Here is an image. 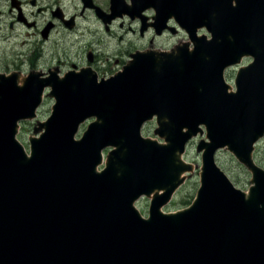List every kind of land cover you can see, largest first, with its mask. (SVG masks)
<instances>
[{
  "label": "water",
  "instance_id": "95a60500",
  "mask_svg": "<svg viewBox=\"0 0 264 264\" xmlns=\"http://www.w3.org/2000/svg\"><path fill=\"white\" fill-rule=\"evenodd\" d=\"M153 3L163 27L173 16L188 28L193 51L137 54L100 84L89 70L61 84L31 75L21 87L0 76V264H264V169L252 156L264 137V0ZM201 29L212 39L197 37ZM249 56L233 91L225 71ZM46 86L55 108L35 128L45 131L30 138L29 156L18 123L35 118ZM154 116L167 144L141 133ZM89 117L98 120L75 140ZM202 126L197 198L164 213L194 170L182 155ZM225 147L252 172L249 193L215 164ZM143 195L152 199L149 218L134 205Z\"/></svg>",
  "mask_w": 264,
  "mask_h": 264
},
{
  "label": "rangeland",
  "instance_id": "374dc122",
  "mask_svg": "<svg viewBox=\"0 0 264 264\" xmlns=\"http://www.w3.org/2000/svg\"><path fill=\"white\" fill-rule=\"evenodd\" d=\"M151 4L153 7H155L152 0H151ZM164 5L166 6V4H164ZM5 8H7V5H5L3 12H5ZM115 8L117 9L116 5H115ZM73 12L74 11H71V13H73ZM164 13H166V12L163 10H161V12H159L160 15H162V14L164 15ZM92 15L93 14L91 13V14H89L88 17L91 18ZM156 17L154 18L155 22H157ZM169 18H171V20L173 19L175 21V28H173L174 25L170 26L171 20H169ZM1 20H3V18ZM9 22H11V16L9 17ZM9 22H6L3 25V27L1 28V30H3V28H5V30H7V28H9V26H8ZM89 22L92 24H95L94 23L95 21L92 18H91V20H89ZM81 24H85V21H82V23H80L79 26H81ZM177 24H179V22L175 17H173V16L168 17L167 21H165V26L167 25V27H168L167 31L169 33L171 32L172 29L174 30V33L171 32L172 34L170 33L171 35L169 34L167 36V39L163 42V44L160 43L158 45L159 47L149 49V51H147V53H153L157 57L161 56V58H162V54L172 55L173 53H171V50L174 48L175 45H177V44L174 45V42L177 41L176 37L179 35L177 33V30H178L177 27L181 26L180 24H179V26H177ZM0 25H1V23H0ZM85 26H83V28H85ZM83 28H79V29L69 33V36H67V34H65V37H63V33H61V37H59V39H57V38L53 39L52 38L51 45H49L47 47L46 46L43 47V45L41 43L37 42L36 39H32L31 41H29L23 34L9 35V34H11L10 28H9V34H7V32H3V31L0 32V47H1L0 48V70L8 71L11 68L16 67L17 69L21 68L22 71H26L27 69H30L32 66L37 67V68H43V70H45L46 67L47 68L51 67V69H53V67H55V70H57V66L61 65V66H59L60 72H58L61 75V73L65 72L67 70V68H69V66H70L69 60H71V55L73 54V50H75L73 56H75V54H77V58H79V56H81V58H79V60H75V58H73V62H75V64H77L78 66H79V64H81V66H86L87 62H89L87 57L91 53V50H89V48H91V49L93 48V42H95V35H94V37H91L92 35H90V32H89V30H92L93 27L87 26V28H85V30H83ZM79 30H83V32H85V34H83V32H81V34H83V36L81 34H79L80 33ZM119 32H121V34H123V36H121V34H119ZM187 32H188V28H187ZM205 32H207V34H209L208 31H205ZM57 34H59V32ZM71 34H73V36H71ZM99 34H101V36H99ZM99 34H97V36H99V38H101V40H99V38H97V40H99V42H97V46H95V52H93V53L97 54V52H99L98 55H100V57L105 56V58L110 59V60L109 59L107 60L105 58H99V59L103 60V64H101V60L97 61L98 67L103 68V70L110 69L111 64L114 63L115 59L119 60L118 56H117V54H119V56L121 54V53H119V51H116L115 54H111V52H114L115 50H122L125 52L126 57H123V60H121L122 62L126 61L127 56H129L132 52H134L135 50H138V52H136L134 54L132 53L130 55V57L128 58V61H130V62L126 66L132 64V62L135 61L133 58L134 55L145 54V50L141 51L145 48V46H147V44L144 43L145 40L143 38H140V37H137L135 39L134 38L135 35L132 36L131 33L126 32L125 29L117 27L115 29L114 36H111V38H107V36H109V35L105 34L103 31H101ZM195 35H197V32H195ZM117 38H121V40H123V42H121V40H117ZM187 38H189V36H187L185 38V40H182V42H183V48L185 47V44H187V42H189V44H187V47H186L189 51V46H191V38H189V40H187ZM81 40H83V42H81ZM8 42H10V43H8ZM24 42H25V44H23ZM90 42H91V44H90ZM117 44H119V46H117ZM127 44H129V46H127ZM135 44H137V46H135ZM103 46H105V48H103ZM140 46H142V47H140ZM177 47H178L177 50H179V48H181V46H177ZM159 48H161V50H159ZM103 50H105V52H103ZM177 50L175 52V55L178 54ZM24 57L28 58V62L25 64L22 61V58H24ZM131 57H132V59H131ZM111 58H113V60H111ZM73 62H71V66L73 65ZM83 62H85V64H83ZM250 62H251V59H247V62H245V66L247 64H249ZM62 66L65 68H60ZM126 66H124L123 70H125ZM237 69L238 68H236V69L232 68V69L227 71V81L231 82V84H233V78L236 75ZM123 70H121V72L118 74L123 73ZM46 71L47 70H45V73H46ZM82 71L81 72L78 71L79 73L78 72L74 73L73 76H71V80L72 79L74 80V78L80 79ZM55 72H54V74H55ZM111 72L114 73V70L112 69ZM118 74L114 75L111 78L116 77ZM18 76H19V73H17V77ZM50 76L51 75H49V78H51ZM45 77L47 78V76H45ZM27 78H28V76H27ZM49 78H47V79L49 80ZM67 78H69V76H67ZM81 79H83V78H81ZM109 79L110 78H108L107 80H109ZM53 80H55V77L51 78L52 82H53ZM63 80H65V77L57 76V80H55V84H57V82H59V84H61V83H63ZM46 90H47V86L45 87V92H46ZM45 92H43V95ZM51 100L49 99V97H47V99L45 98L44 106L42 108H40V116L38 118L40 119L41 122H45L47 116L50 117L53 113V108H55V100L56 99H53V102H51ZM52 106H53V108H52ZM50 112H51V114H50ZM90 120H94V123H96L98 119L96 117H93V118H90ZM165 120L167 122V118H165ZM154 124H155V122H153V124L149 123L148 125H146L147 127L141 131L143 137H145V138H147V137L157 138L156 136H153V132H154L155 128H151V126H154ZM87 125H88L87 120H84L83 124H80L79 130L75 136V138H76L75 140H81V138H79V136L82 135V133L85 129H86V131L89 129V127L87 128ZM35 126H37V122H36ZM35 126L33 125V123L30 124L29 122L24 126V128L21 131V134L19 135V139L21 140V142L23 144L24 143L27 144V138H29V136H31V138L33 137V132H35ZM39 126H37V128H39ZM149 128H151V130H149ZM159 128H160V126H159ZM44 131L45 130L42 129L41 134ZM37 134H39V130H37V132H35V138H37ZM41 134H39V137ZM147 134H150V136H147ZM20 136H21V138H20ZM200 139L201 138H199V140ZM112 149H113V147H109L107 149V151H105V155L107 154L108 151H110ZM258 149L260 150V155L258 156V158H256V163H257V166L264 169V142L259 146ZM27 150H29V146H27ZM253 150H254V148H253ZM204 152H205V150H203V155H204ZM230 154H231V152L228 153L227 151H223L222 149H219V152H217V162H215V164L217 166L220 165L224 171L227 170V172H225V173L228 176H231V178H233L235 180V183L238 185L239 188H243V189L247 190L250 187V185L252 184L251 176L247 172V170L244 169V167L242 168L241 164H239L237 162V160L235 159L236 156L234 155V153L231 155ZM199 158H200V155H199ZM199 158H198V153H197L196 148H195V144L191 145L188 149L186 159L190 163L192 162L195 165H199V166H197V168H199V170L197 169V172L194 173L192 175V177H190V179H189V176H191V174L189 176H187V182H186L185 186L184 187L182 186L181 187L182 189L179 190L177 197L173 200V202L174 201L175 202L174 203L172 202L170 205L169 204L166 205L165 210H164L165 212L177 211V213H178L179 210L183 209L184 207H185V209H187L191 206V204H185V202H183V201H188L190 203L195 202V200H196L195 196H197L196 193H197L198 187L201 186V183L199 180L200 175H201V174H199V172H201V168H200L201 164H200ZM103 163H104V160H103ZM102 168L103 167H100V169H102ZM194 198H195V200H194ZM137 204H139V206H137V207L139 208L140 211H142L141 213L142 214L144 213L146 215L148 212L149 205H150V200L146 201V200L141 199ZM147 216H148V214H147ZM147 216H145V217H147Z\"/></svg>",
  "mask_w": 264,
  "mask_h": 264
},
{
  "label": "flooded vegetation",
  "instance_id": "af4514ba",
  "mask_svg": "<svg viewBox=\"0 0 264 264\" xmlns=\"http://www.w3.org/2000/svg\"><path fill=\"white\" fill-rule=\"evenodd\" d=\"M163 1L164 0H161V2ZM5 5H7V8H5V12H3ZM71 11L74 12L71 13ZM91 13L93 14L91 18L95 21V24L89 22L91 18L88 16ZM10 16L11 22H9ZM156 16L157 10L152 6L151 0H0V32L3 31L9 34L10 28L11 34L9 35L23 34L29 41L36 39L43 47L51 45L52 38L59 39L61 33H63V37H65V34L69 36V33L83 28L85 25V28H87V26L93 27L89 32L90 35H92L91 37L95 35L93 48H89L91 53L87 57L89 62H87L86 66H81V64L78 66L73 62V58H75V60L81 58V56L77 58V54L73 56L75 51L73 50L71 60H69L70 66L65 72H62L61 75L58 73L60 72L59 66L61 65L57 66V70H55V67H53V69H51V67H46V73L43 68L34 66L26 71H22L21 68L17 69L13 67L8 71L0 70V75H17V73H19L20 79L29 75H38L37 77H39V79L45 80L47 79L45 76L49 77V75L56 79L57 76H73L72 74L78 71L81 72L83 70L88 72L89 70L92 76L95 77L96 83L97 81L101 82L102 80H106L120 73L124 66L130 62L128 61L130 55L138 52V50L132 52L127 56V60L123 62L121 60H123V57H126L124 51L115 50L111 52V54H115L116 51H119V53H121L120 56L117 54L119 60L115 59L110 69L103 70V68L98 67L97 61L101 60L99 58H105V56L100 57V55H98L99 52H97V54L93 53L95 52L97 42L101 40V38H99L101 34L99 33L103 31L105 34L109 35L107 38H111V36H114L117 27L125 29V31L131 33L132 36L135 35V39L140 37L145 40L144 43H146L147 46H145L143 50H140H145V52H147L149 49L159 47L158 45L160 43L163 44L171 32L174 33L173 29L169 33L167 31V25L163 27L162 22H155L154 18ZM2 18L3 20H1ZM82 21H85V24L79 26ZM6 22H9V28L6 27L7 30H5V28L1 30ZM170 26L175 28V21L173 19L170 21ZM177 26L179 25L177 24ZM85 28H83V30H85ZM177 28V33L179 35L176 37L177 41L174 42V45H177H175L171 51L175 50L180 43L182 44V40H185L187 37L185 31L180 27ZM83 30H79V34H81ZM58 32L59 34H57ZM96 33L99 34V36H97ZM202 33H204V31H202L201 34ZM83 34H85V32H83ZM83 34L81 35L83 36ZM119 34H121V32H119ZM54 35L57 36L55 37ZM71 36H73V34H71ZM121 36H123V34H121ZM97 38H99V40H97ZM117 40H121V38H117ZM81 42H83V40H81ZM121 42H123V40H121ZM23 44H25V42ZM117 46H119V44H117ZM127 46H129V44H127ZM135 46H137V44H135ZM103 48H105V46H103ZM159 50H161V48H159ZM103 52H105V50H103ZM111 60H113V58H111ZM22 61L25 64L28 62V58L24 57ZM71 62H73L72 66ZM83 64H85V62H83ZM101 64H103V60H101ZM60 68L65 67L62 66ZM112 69L114 73L111 72Z\"/></svg>",
  "mask_w": 264,
  "mask_h": 264
},
{
  "label": "bare ground",
  "instance_id": "6f19581e",
  "mask_svg": "<svg viewBox=\"0 0 264 264\" xmlns=\"http://www.w3.org/2000/svg\"><path fill=\"white\" fill-rule=\"evenodd\" d=\"M175 52H176V49L173 50V51H171V53H175ZM24 80H25V77H24L23 79H20V78L18 77V83H19V85H22ZM75 87H76V86H75Z\"/></svg>",
  "mask_w": 264,
  "mask_h": 264
}]
</instances>
